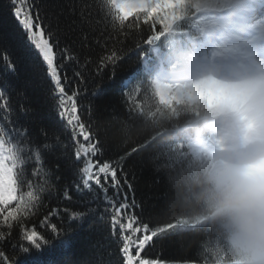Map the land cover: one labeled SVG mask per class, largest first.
<instances>
[{
  "label": "snow or ice",
  "instance_id": "6c2138e0",
  "mask_svg": "<svg viewBox=\"0 0 264 264\" xmlns=\"http://www.w3.org/2000/svg\"><path fill=\"white\" fill-rule=\"evenodd\" d=\"M158 2L107 0L113 9L111 13L103 9L100 0H95V6L102 20H107L111 26L113 20L118 21L123 27L131 17L136 21L142 17L145 24L163 22L164 10L153 11ZM0 14L10 15L16 22L11 33L0 34V60L3 61L0 67V121H3L0 123V225L6 228L0 231V264H168L147 255L142 257L141 253L153 238L159 239L158 234L181 227L177 222L165 223L153 230L145 223L142 226L144 234L133 238L142 228L134 227L138 217L127 212L136 204L128 202L124 189L132 186L123 171L124 161L133 153L127 152L115 160L106 159L105 141L97 140L94 130L90 131L92 125L81 120L77 105L81 94L73 90L71 84L73 77L82 84L84 67L79 64L78 57L71 54L75 50L68 45L61 47L59 29L51 27L47 17H41L39 6L34 8L32 0H6L0 5ZM14 46L30 69L23 80L18 67L20 60L13 59ZM109 51V55L100 58L99 68L109 64L115 67L122 59L118 50ZM131 75L133 73L128 77ZM126 79L117 87L124 88ZM34 84L43 93V115L56 129L51 135L46 129L35 127L37 113L28 95V89ZM66 85L69 86L67 91ZM103 94L104 89H98L97 98ZM13 111L18 114L15 122L8 119ZM13 124L15 127H11ZM57 152L60 154L56 155ZM48 155L59 162L56 171H60V164H63L65 174L62 183L57 178L56 203H66L70 208H45V194L51 196L53 186L47 179L34 184L27 178L25 165L29 159L39 162ZM35 174L48 177L50 171L40 168ZM12 202H16L14 207H10ZM42 208L47 214L41 222L49 225L57 236L55 243L43 249L38 241L44 245L49 241L34 226L24 227L22 219ZM125 216L126 223L123 222ZM53 218L59 220V226L51 222ZM13 222L18 235H22L34 251L13 239ZM129 230L132 234H124ZM5 245L9 252L5 251ZM189 264L197 262L189 261Z\"/></svg>",
  "mask_w": 264,
  "mask_h": 264
},
{
  "label": "trees",
  "instance_id": "16d2710c",
  "mask_svg": "<svg viewBox=\"0 0 264 264\" xmlns=\"http://www.w3.org/2000/svg\"><path fill=\"white\" fill-rule=\"evenodd\" d=\"M4 3L6 0H0V5ZM100 4L105 11L113 12L107 0H100ZM32 5L34 8L39 6L41 17H47L51 27L59 29L62 37L61 47H72L75 51L71 54L77 56L79 64L84 67L81 73L84 75L82 84L79 79L73 77L71 87L81 94V98L77 99L81 120L92 125L90 131L94 130L97 140L105 141L104 157L115 160L127 152L133 153L124 161L123 171L132 186L130 189H124L128 193V202L135 201L136 204L135 208L127 210L128 214L138 217L134 227L142 228L146 223L154 230L165 223H175V220L166 221L159 215L165 191L163 174L157 171V168L168 153L186 150L185 138L180 130L187 126L193 115L191 110H198L199 103L191 104L189 100L176 98L164 101L158 91L160 81L157 74L173 62L175 56L183 51L188 38L194 34L196 22L191 18L194 13L191 4L153 9L154 12L164 10L163 22L157 20L145 24L142 17L140 21L131 17L123 27L118 21L113 20L111 26L107 20H102L95 0H32ZM172 9H175V12ZM15 27L16 22L12 16L0 14V34L11 33ZM109 50H118L122 59L117 61L115 67L109 64L99 68L100 58L109 55ZM12 51L13 59L20 60L18 67L23 80L30 69L27 68L20 50L14 46ZM2 66L3 61L0 60V67ZM77 71H80L78 67ZM129 73L133 75L128 77ZM68 75L72 77L71 69H68ZM125 79V87H117ZM68 87L66 85V91ZM100 88L104 89V94L97 98ZM69 94L71 95V92ZM28 95L32 108L37 113L34 117L35 127L44 128L51 135L56 129L53 122L43 115L41 88L34 84L28 89ZM17 115V112L13 111L8 119L15 122ZM11 127H15V124ZM14 134L13 132L12 135ZM81 142H84L82 138ZM58 163L54 156L48 155L39 162L29 159L25 165V173L31 183L47 179L53 186L51 196L45 194V208L71 207L63 202L59 205L56 203L59 192L57 178L61 183L65 179L63 164H60V171L55 170ZM40 168L50 171V175L37 176L36 170ZM117 176L120 178L119 171ZM121 182L124 183L123 180ZM17 194H20L19 186ZM15 205L16 202H12L10 207ZM45 208L22 218L24 227L30 229L34 226L36 231L49 241L48 245L38 241L42 249L55 243L57 238L49 225L41 222L47 214ZM51 222L59 226L58 219L53 218ZM123 222H127V216ZM179 226L181 228L158 234L159 239L153 238L141 256L161 259L168 264H189V261H196L197 264H215L214 237L194 220ZM0 231H6V228L0 225ZM124 234L132 233L129 230ZM142 234L143 228L140 233L133 234V238ZM11 235L24 247L34 251L32 246L22 239V235H18L15 222ZM4 248L6 252L10 251L8 245Z\"/></svg>",
  "mask_w": 264,
  "mask_h": 264
},
{
  "label": "clouds",
  "instance_id": "9594fccd",
  "mask_svg": "<svg viewBox=\"0 0 264 264\" xmlns=\"http://www.w3.org/2000/svg\"><path fill=\"white\" fill-rule=\"evenodd\" d=\"M185 151L168 153L159 215L214 237L215 264H264V86L192 109Z\"/></svg>",
  "mask_w": 264,
  "mask_h": 264
},
{
  "label": "rangeland",
  "instance_id": "374dc122",
  "mask_svg": "<svg viewBox=\"0 0 264 264\" xmlns=\"http://www.w3.org/2000/svg\"><path fill=\"white\" fill-rule=\"evenodd\" d=\"M220 1L222 3V0H159L157 3L156 8L191 4L194 9L191 18L196 22L194 34L188 38L187 44L180 55L176 57L175 63L161 72L162 83L158 84V90L164 101L176 98L187 99L191 104H198L205 97L212 101L226 91H234L232 84L216 80L213 77L202 79L191 76L192 72L198 68L199 63L210 61L215 57V48L212 46L215 37L219 38L226 46H230L232 42L242 38L233 20L228 16L223 17L233 10L241 0H229L228 4L222 3L217 6V2ZM218 7H225L227 10L221 14L215 10L216 14H214L212 10ZM219 23L224 28H220ZM216 85L219 92L215 90ZM253 91V89H245L243 94H250Z\"/></svg>",
  "mask_w": 264,
  "mask_h": 264
},
{
  "label": "bare ground",
  "instance_id": "6f19581e",
  "mask_svg": "<svg viewBox=\"0 0 264 264\" xmlns=\"http://www.w3.org/2000/svg\"><path fill=\"white\" fill-rule=\"evenodd\" d=\"M264 0H241L223 17H230L242 38L226 46L219 38H214L215 53H224L225 58L198 64L192 78L211 74L232 83L234 91L244 93L264 86ZM256 72H260L257 76ZM215 90L219 92L216 85Z\"/></svg>",
  "mask_w": 264,
  "mask_h": 264
}]
</instances>
